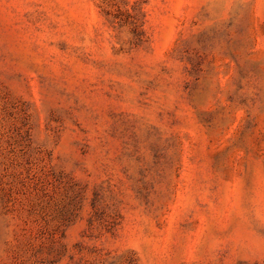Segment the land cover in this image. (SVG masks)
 I'll use <instances>...</instances> for the list:
<instances>
[{
	"label": "rangeland",
	"instance_id": "1",
	"mask_svg": "<svg viewBox=\"0 0 264 264\" xmlns=\"http://www.w3.org/2000/svg\"><path fill=\"white\" fill-rule=\"evenodd\" d=\"M0 264H264V0H0Z\"/></svg>",
	"mask_w": 264,
	"mask_h": 264
}]
</instances>
